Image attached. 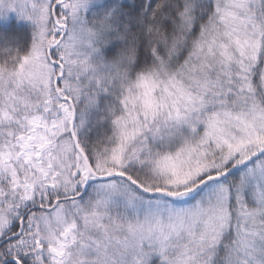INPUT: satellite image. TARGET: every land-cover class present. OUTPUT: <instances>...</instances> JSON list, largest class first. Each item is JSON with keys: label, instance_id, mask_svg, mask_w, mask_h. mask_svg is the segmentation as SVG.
<instances>
[{"label": "snow or ice", "instance_id": "obj_1", "mask_svg": "<svg viewBox=\"0 0 264 264\" xmlns=\"http://www.w3.org/2000/svg\"><path fill=\"white\" fill-rule=\"evenodd\" d=\"M0 264H264V0H0Z\"/></svg>", "mask_w": 264, "mask_h": 264}]
</instances>
